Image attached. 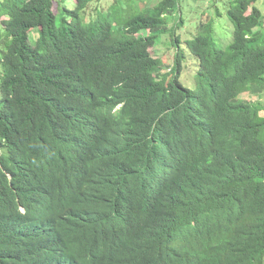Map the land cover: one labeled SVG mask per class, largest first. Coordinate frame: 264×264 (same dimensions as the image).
Instances as JSON below:
<instances>
[{"label":"trees","instance_id":"trees-1","mask_svg":"<svg viewBox=\"0 0 264 264\" xmlns=\"http://www.w3.org/2000/svg\"><path fill=\"white\" fill-rule=\"evenodd\" d=\"M95 1L0 0V264H264L260 0H225L226 42L210 19L173 33L184 0H116L85 24ZM169 26L167 80L150 49ZM55 161L76 178L64 197Z\"/></svg>","mask_w":264,"mask_h":264},{"label":"rangeland","instance_id":"rangeland-1","mask_svg":"<svg viewBox=\"0 0 264 264\" xmlns=\"http://www.w3.org/2000/svg\"><path fill=\"white\" fill-rule=\"evenodd\" d=\"M116 0H97L95 1L86 11V13L82 14V18L84 19V23L87 24L91 22L96 15L95 13L100 9L102 12H108L112 10V6L114 5ZM146 6L145 9L152 7L156 3L157 0H145ZM123 5L127 4V0L121 2ZM225 0H184L181 4L180 13L183 14V22L181 26L176 27V33L180 36L181 40H189L194 36L197 32V26L200 21H208L214 25L216 36L223 39L225 42L232 37V33L234 30V25L228 18L225 13ZM144 2L139 0V5L144 7ZM260 9L264 12V5L262 4V0L259 2ZM66 8L69 10H73L75 8L74 0H63L62 9ZM217 9L220 10L221 15L217 14ZM177 12L171 15L169 19V25H172L174 22L176 23L178 19H175ZM65 18H68L69 15L65 11ZM71 20V19H69ZM61 22V13L57 15L56 24L60 25ZM169 30L166 33H163L160 37L158 44L155 47H151L150 51L153 56L159 57L163 60L162 69L160 72V78H164L167 76V80L172 77V69L174 67V46L172 45V31L171 26L168 27ZM31 36L33 34L31 33ZM185 50V60L182 64L180 82L186 88L192 89L194 92L196 91L197 84V70H198V60L194 55H191L182 43ZM250 94L248 92L244 93V96L247 97ZM251 101L260 100L262 104H264V91L260 93L253 94L249 96Z\"/></svg>","mask_w":264,"mask_h":264},{"label":"clouds","instance_id":"clouds-1","mask_svg":"<svg viewBox=\"0 0 264 264\" xmlns=\"http://www.w3.org/2000/svg\"><path fill=\"white\" fill-rule=\"evenodd\" d=\"M50 147L51 146H47V145L39 146L38 154H39V157L42 159V161L45 164H46V162L49 163ZM52 166H53V169L51 170V172H52L53 176L58 178L63 184V188H64L63 197H64L65 195L68 194V192L70 190L72 192L76 188V186H75L76 185L75 175H72V173L64 170V166L61 165L60 162L58 163L57 161H55ZM7 175H9V174H7ZM43 176L38 181L35 182L34 187H36L37 185L41 184L44 181L46 175L44 178H43Z\"/></svg>","mask_w":264,"mask_h":264}]
</instances>
